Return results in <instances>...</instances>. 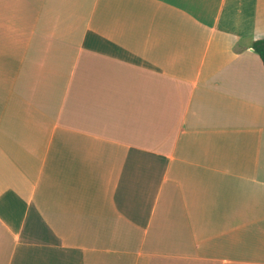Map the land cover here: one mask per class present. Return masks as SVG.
Segmentation results:
<instances>
[{"label": "crops", "instance_id": "obj_1", "mask_svg": "<svg viewBox=\"0 0 264 264\" xmlns=\"http://www.w3.org/2000/svg\"><path fill=\"white\" fill-rule=\"evenodd\" d=\"M264 0H0V264H264Z\"/></svg>", "mask_w": 264, "mask_h": 264}, {"label": "trees", "instance_id": "obj_2", "mask_svg": "<svg viewBox=\"0 0 264 264\" xmlns=\"http://www.w3.org/2000/svg\"><path fill=\"white\" fill-rule=\"evenodd\" d=\"M252 48L257 53L264 66V39L254 41L252 44Z\"/></svg>", "mask_w": 264, "mask_h": 264}]
</instances>
